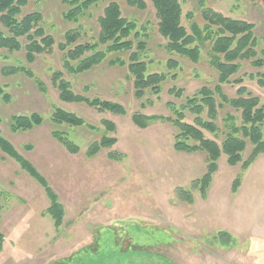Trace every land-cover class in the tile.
I'll return each mask as SVG.
<instances>
[{
	"label": "rangeland",
	"instance_id": "obj_1",
	"mask_svg": "<svg viewBox=\"0 0 264 264\" xmlns=\"http://www.w3.org/2000/svg\"><path fill=\"white\" fill-rule=\"evenodd\" d=\"M143 1L145 10L129 7L125 0H103L75 24L65 20L69 8L61 0H31L24 13L42 14V27L56 41L53 52L38 55L35 63L28 64L24 50H0V89L10 96L8 103L0 97V130L44 177L64 210L62 223L56 226L47 214L50 200L45 189L0 149V264H107L126 250L149 253L161 264H264V154L246 172L241 165L230 167L223 155L207 198L194 189L195 181L206 173V155L175 150L177 130L166 121L174 117L168 104L183 111L185 122L193 124L196 117L187 101L203 87L213 90L218 74L211 66L208 44L201 45L198 63L168 52L154 8L149 0ZM179 1L182 25L190 34L193 23L204 25L202 0ZM203 1L225 17L254 24L255 35L261 39L258 52L264 49V7L247 0ZM111 2H117L124 16L141 28V41L146 44L142 61L148 64L149 73L167 77L160 94L148 93L138 101L126 67L104 63L79 76L64 70L63 54L57 47L64 34L79 28L82 43L94 40L99 33L98 19ZM188 14L194 18L189 19ZM120 57L126 60L128 56ZM171 60L177 62V68L168 66ZM242 64L231 81L242 78L248 92L264 105V89L257 79H251L264 71L250 62ZM17 67L29 69L34 76L6 75L5 70ZM55 72L63 73L75 93L121 104L126 114L99 113L83 103H63L52 81ZM173 88L182 94H171ZM222 88L229 99L238 97L239 87L233 83ZM217 103L221 101L217 99ZM56 108L76 114L85 125L73 128L52 123ZM32 113L43 117L42 126L28 132L11 131L13 116ZM138 113L159 119L139 129L132 121ZM201 118L209 121L206 112ZM102 121L113 122L116 131H107ZM213 121L217 133L204 134L219 144L231 129L242 125L241 113L227 104L218 109ZM54 131L67 136L79 148L78 153H70L54 139ZM105 137L116 138L117 143L90 157V146ZM251 150L248 143L244 160ZM111 153L120 160L111 158ZM237 178L241 186L234 194ZM179 191L189 193L192 204Z\"/></svg>",
	"mask_w": 264,
	"mask_h": 264
},
{
	"label": "trees",
	"instance_id": "obj_2",
	"mask_svg": "<svg viewBox=\"0 0 264 264\" xmlns=\"http://www.w3.org/2000/svg\"><path fill=\"white\" fill-rule=\"evenodd\" d=\"M60 1V0H57ZM103 0H61L69 10L65 14V20L79 24L85 13ZM129 7L139 10L146 9L143 0H125ZM157 18L159 34L167 40L166 49L170 53H176L181 57L198 63L201 57V45L210 46V63L218 74L216 87L211 90L203 87L198 96L188 99L187 106L196 117L193 124L185 122V114L179 111L172 103H169L174 117L167 118L177 130L174 148L178 152L194 153L202 152L206 155V173L200 180L195 181L194 189H198L204 199L207 198L214 175L218 171V162L225 155L230 167L241 165V171L246 172L264 154V105L258 97L248 92L243 84V79L231 81L238 74L243 62H250L257 69L264 71V49L258 52L261 39L255 35V25L242 20H235L223 16L205 6L200 1V11L204 22L202 27L195 23L191 25V33L182 25L183 10L179 0H149ZM31 0H0V50L10 53L25 51L28 64H33L38 55L51 54L56 45L55 39L47 34L42 27L43 16L39 12L24 13V9ZM253 5L264 7V0H247ZM193 19V14H188ZM99 33L90 42H81L82 34L79 28L68 30L63 41L58 44L59 51L63 54V68L73 76L83 75L95 67L107 63L111 67H126L134 85V96L138 101L144 100L148 93L158 95L162 84L166 82L165 74L149 73L148 64L141 59L146 50V44L141 41L144 36L141 28L134 21L124 16L120 5L111 2L98 19ZM145 29V28H143ZM137 41V42H136ZM264 41V38H263ZM135 42L137 43L135 45ZM127 54V59L120 55ZM170 68H177L175 61H169ZM6 75L25 73L33 77L32 72L25 67L9 68ZM35 78V77H34ZM251 79H257L258 85L264 89V72ZM55 87L59 91V99L67 104L83 103L95 108L99 113H111L124 116L125 108L118 103L101 99H90L75 93L70 82L64 79L62 72H55L52 77ZM233 83L238 86L235 99H229L223 92L222 86ZM40 91L41 84L37 85ZM171 94L180 95L181 90L175 88L169 91ZM200 96V98H199ZM0 97L4 102L10 101V96L0 89ZM217 99L221 101L217 103ZM230 105L241 113V127H234L219 144L215 140L206 138L204 132L216 134L218 129L213 120L217 118L218 109L223 105ZM206 112L209 121H203L202 114ZM159 117H148L143 114H134L132 121L139 129H146L149 123L158 120ZM52 123L80 128L85 121L74 113L56 108L51 116ZM44 124V119L39 113L30 115L13 116L11 118V131L28 132ZM107 131L115 132L113 122L102 121ZM61 145L70 153L76 154L79 148L62 132L52 133ZM117 143L116 138H102L100 142L93 143L88 151L90 157L95 156L103 148H112ZM248 143L252 150L246 160L243 154ZM1 151L18 162L21 168L34 178L44 189L50 200L47 214L50 215L56 226H60L64 217L63 206L48 182L42 177L35 167L25 160L14 146L7 141L0 130ZM110 157L120 160L118 154L111 153ZM241 186V179L237 178L232 187V193H237ZM185 195V200L192 204L189 193L179 191Z\"/></svg>",
	"mask_w": 264,
	"mask_h": 264
},
{
	"label": "flooded vegetation",
	"instance_id": "obj_3",
	"mask_svg": "<svg viewBox=\"0 0 264 264\" xmlns=\"http://www.w3.org/2000/svg\"><path fill=\"white\" fill-rule=\"evenodd\" d=\"M131 243V241H127ZM120 257L117 260H109L107 264H161L157 263L153 256H150L149 253H129L126 251H120Z\"/></svg>",
	"mask_w": 264,
	"mask_h": 264
}]
</instances>
